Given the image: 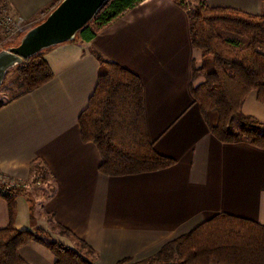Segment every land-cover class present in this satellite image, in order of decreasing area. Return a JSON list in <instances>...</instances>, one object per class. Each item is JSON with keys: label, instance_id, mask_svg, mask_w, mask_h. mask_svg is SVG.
Instances as JSON below:
<instances>
[{"label": "crops", "instance_id": "0c3cea01", "mask_svg": "<svg viewBox=\"0 0 264 264\" xmlns=\"http://www.w3.org/2000/svg\"><path fill=\"white\" fill-rule=\"evenodd\" d=\"M201 1L264 12V0ZM58 2L5 0L20 32L7 41V48L18 45ZM91 49L140 78L148 138L155 151L174 161L172 166L129 176L99 173L100 154L94 143L81 141L78 127L100 70ZM44 56L53 73L50 82L0 108L1 174L28 183L30 165L41 159L54 181V194L49 197L47 190L42 207L33 213L26 197H17L16 229H41L67 247L79 248L49 231L50 215L88 244L94 255L85 249L81 253L93 264H117L155 256L169 241L220 212L264 226V150L245 142L224 144L210 133L218 115L209 111L204 120L190 85L204 81L202 76L192 80V63L210 68L211 62L191 46L185 9L173 0H142L90 42L60 43ZM241 110L264 122V104L254 91ZM8 222V208L0 198V229ZM18 255L28 264L55 261L36 241L20 247Z\"/></svg>", "mask_w": 264, "mask_h": 264}, {"label": "trees", "instance_id": "16d2710c", "mask_svg": "<svg viewBox=\"0 0 264 264\" xmlns=\"http://www.w3.org/2000/svg\"><path fill=\"white\" fill-rule=\"evenodd\" d=\"M140 2L107 0L70 43L90 42ZM173 2L187 12L191 46L211 62L210 68L206 63L199 68L192 63V80L202 76L204 81L196 87L190 85L192 98L198 102L204 120L207 122L209 111L218 115L210 133L224 144L245 142L264 150V122L241 110L251 91L264 104V12L251 14L236 8L211 7L201 0ZM4 4L5 0H0V14L7 11ZM91 54L100 70L87 106L78 115V127L81 141L94 143L100 154L99 173L109 177L129 176L172 166L174 161L155 151L148 138L140 78L99 51L91 49ZM12 71L21 88L13 98L36 90L53 76L44 51L24 60ZM6 102H0V108ZM29 169L30 180L44 184L51 197L54 181L52 177L49 180L50 172L44 161L34 160ZM10 181L13 180L0 172V198L6 202L9 220L0 229V264H28L18 250L31 241L45 245L55 257L54 264H93L81 253L85 249L86 254L94 255L88 244L54 223L51 216L48 218L53 227L79 248L67 247L41 229H16L17 197H26L32 213L34 206L32 194L26 190L6 188V182ZM117 264H264V226L220 212L169 241L155 256L133 263L123 259Z\"/></svg>", "mask_w": 264, "mask_h": 264}, {"label": "water", "instance_id": "95a60500", "mask_svg": "<svg viewBox=\"0 0 264 264\" xmlns=\"http://www.w3.org/2000/svg\"><path fill=\"white\" fill-rule=\"evenodd\" d=\"M107 0H60L45 19L23 34L16 46L0 50V87L8 72L40 51L70 42Z\"/></svg>", "mask_w": 264, "mask_h": 264}, {"label": "rangeland", "instance_id": "374dc122", "mask_svg": "<svg viewBox=\"0 0 264 264\" xmlns=\"http://www.w3.org/2000/svg\"><path fill=\"white\" fill-rule=\"evenodd\" d=\"M57 4H56V6H57ZM241 40H243V39H241ZM8 46L9 45H7V42L5 41V42L0 44V49H6ZM12 70L7 75V77H5V79L3 80V84L0 87V102H6V101L10 100L11 98H13V96L17 95L21 91L19 82H18L17 77H16V73L14 71H12ZM27 182L28 183H24V182H21V183H23L25 186H27L28 189L25 188V190L27 192L29 190L30 194L33 195L32 198L34 199V203H33L34 208L37 207L39 209V207L41 206L42 202L45 200V198L47 196V193H46L47 189H45L46 186L44 184H40L39 182H35V181H32V180H29ZM48 216L50 217V215H48ZM48 216H46V218L49 221L50 219L48 218ZM49 225H50L49 231H52L54 234H56V233L60 234L58 229H57V227L56 228L53 227L52 221H49ZM47 233H49V232H47ZM49 236L51 237V235H49ZM44 237H48V236H44ZM68 239H70V238H68Z\"/></svg>", "mask_w": 264, "mask_h": 264}, {"label": "built area", "instance_id": "2783aa9c", "mask_svg": "<svg viewBox=\"0 0 264 264\" xmlns=\"http://www.w3.org/2000/svg\"><path fill=\"white\" fill-rule=\"evenodd\" d=\"M18 26L16 25L15 19H13L10 11H4L0 14V44L9 41L11 38L15 37L19 32ZM6 188H22L25 190V186L20 181H10L6 182Z\"/></svg>", "mask_w": 264, "mask_h": 264}]
</instances>
